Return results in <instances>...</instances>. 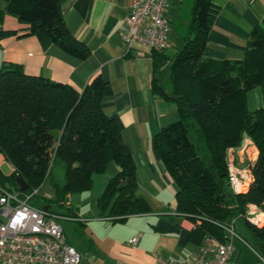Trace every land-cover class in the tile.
<instances>
[{
    "label": "trees",
    "instance_id": "trees-1",
    "mask_svg": "<svg viewBox=\"0 0 264 264\" xmlns=\"http://www.w3.org/2000/svg\"><path fill=\"white\" fill-rule=\"evenodd\" d=\"M193 1L190 30L170 64L172 96L167 99L177 104L179 118L161 127L154 141L176 184L177 209L199 221L193 234L202 244L206 235L223 239L220 225L244 217L248 205L264 201V107L251 111L246 99L249 90L264 83V31L254 27L242 59L204 57L218 6L212 0ZM7 14L23 27L4 29ZM26 34L35 35L43 48L55 44L79 59L89 57V46L69 32L59 0H0V39ZM110 94V83L100 75L78 93L69 84L28 75L20 64L5 61L0 67V154L12 170L10 175L0 171V185L19 191L15 178L20 176L29 193L49 180L54 202L61 205L68 194L88 190L92 177L114 162L118 170L96 202L101 215L124 221L146 212L147 204L136 192L134 159L101 106ZM196 126L208 151L207 163L188 137ZM247 137L258 149L253 180L248 192L234 194L228 184L227 149L238 148ZM60 166L61 185L53 180ZM32 203L47 207L38 193ZM245 223L264 243V226Z\"/></svg>",
    "mask_w": 264,
    "mask_h": 264
},
{
    "label": "crops",
    "instance_id": "crops-1",
    "mask_svg": "<svg viewBox=\"0 0 264 264\" xmlns=\"http://www.w3.org/2000/svg\"><path fill=\"white\" fill-rule=\"evenodd\" d=\"M212 1L218 6V14L206 37L203 56L242 59L254 27L264 31V0ZM128 2L59 0L69 32L89 46V57L79 59L55 44L43 48L35 35H16L0 39V67L5 61L18 63L28 75L69 84L78 93L95 75L110 83L111 94L101 106L113 120L125 151L134 159L136 192L147 210L128 215L124 221L101 215L96 202L107 180L118 170L114 162L92 177L88 190L68 194L65 202L56 205L69 217L59 223L66 241L79 253V264H153L157 257L186 264L201 244L193 234L199 221L177 209L176 184L156 152L154 138L161 127L179 118L177 104L167 99L172 96L170 64L190 30L194 1L167 0L168 44L155 59L145 51H127L122 42ZM2 27L20 30L23 26L7 14ZM175 39L180 43L174 44ZM246 99L250 110L264 107V83L249 90ZM196 127L188 131L195 147L191 133L195 139H202ZM235 157L236 161L242 158L240 150ZM2 162L6 161L0 154ZM134 237L135 243L131 241ZM238 241H233L228 264H264V251L260 260H242L243 246Z\"/></svg>",
    "mask_w": 264,
    "mask_h": 264
},
{
    "label": "built area",
    "instance_id": "built-area-1",
    "mask_svg": "<svg viewBox=\"0 0 264 264\" xmlns=\"http://www.w3.org/2000/svg\"><path fill=\"white\" fill-rule=\"evenodd\" d=\"M167 0H129L124 19L122 42L127 51L162 53L167 47L170 30L164 10ZM228 184L234 194L246 193L253 180L252 167L258 155L255 143L247 138L236 149H227ZM240 150L248 164L236 162ZM39 188L29 193L9 190L0 185V264H79L77 249L66 241L57 221L69 218L32 203ZM244 218L249 224L264 226V201L261 206L250 204ZM234 220V219H233ZM233 220L222 224L223 239L206 235L202 244L186 264H228L233 255V241L244 239L235 230ZM137 237L132 238L136 242ZM153 264H184L167 257H157Z\"/></svg>",
    "mask_w": 264,
    "mask_h": 264
},
{
    "label": "rangeland",
    "instance_id": "rangeland-1",
    "mask_svg": "<svg viewBox=\"0 0 264 264\" xmlns=\"http://www.w3.org/2000/svg\"><path fill=\"white\" fill-rule=\"evenodd\" d=\"M172 34L174 37H176V35H177L176 33H172ZM173 42H174V44L175 43L179 44L180 40L175 39ZM195 129H198V127H196ZM191 138L193 140H195L196 152H198L202 161L204 163H207L208 151L206 150L204 139L203 138L201 139L200 137H199V139L198 138L195 139L193 137L192 133H191ZM241 155H242V158L239 157L238 161H236V162H238L241 166H245L246 164H248L246 156L245 155L243 156V153H241ZM11 170H12L11 164L8 163L7 161L0 163V171L4 175H10ZM54 171L55 172L53 174V180L61 185L62 181H63L62 167L61 166L57 167ZM53 193H54V191H53L51 184H49V180L48 181L46 180L43 183V185L39 188L38 197L43 199L44 205H47L48 209H51L55 213L61 214L62 208H60V206L56 205L57 203L54 202L55 196L53 195ZM74 194H79V193L74 192ZM74 194H72V195H74ZM40 200L41 199H39V201ZM41 205H43V204H41ZM61 220L62 219H58L57 221L62 222ZM233 223L235 225L236 233L244 239V242H242L240 240L238 241L243 246V248H242L243 255L241 256V259L244 261H253V259L260 260V252L263 253V251H264V243L261 240H259V237H257L254 234L253 229L250 228L245 223L244 217L238 216V217L234 218ZM245 249H247L250 252H245L244 251ZM1 264H5V263H1Z\"/></svg>",
    "mask_w": 264,
    "mask_h": 264
},
{
    "label": "water",
    "instance_id": "water-1",
    "mask_svg": "<svg viewBox=\"0 0 264 264\" xmlns=\"http://www.w3.org/2000/svg\"><path fill=\"white\" fill-rule=\"evenodd\" d=\"M15 183L18 189L22 192L28 188V185L26 184L25 180L20 176H16Z\"/></svg>",
    "mask_w": 264,
    "mask_h": 264
}]
</instances>
